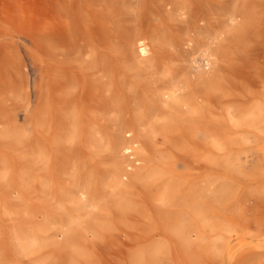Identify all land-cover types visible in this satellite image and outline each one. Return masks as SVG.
<instances>
[{"label":"rangeland","instance_id":"374dc122","mask_svg":"<svg viewBox=\"0 0 264 264\" xmlns=\"http://www.w3.org/2000/svg\"><path fill=\"white\" fill-rule=\"evenodd\" d=\"M0 264H264V0H0Z\"/></svg>","mask_w":264,"mask_h":264}]
</instances>
